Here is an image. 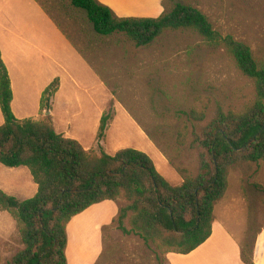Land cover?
Here are the masks:
<instances>
[{
    "label": "trees",
    "instance_id": "obj_1",
    "mask_svg": "<svg viewBox=\"0 0 264 264\" xmlns=\"http://www.w3.org/2000/svg\"><path fill=\"white\" fill-rule=\"evenodd\" d=\"M35 1L43 9L41 1ZM68 2L85 13L96 34L122 33L137 47L151 44L168 30H194L210 48L224 51L234 61L237 70L252 82L253 97L241 108L224 111L217 106L205 122L207 102L185 113L188 121L182 123L176 140L184 145L189 131L188 147L196 153L197 173L191 176L180 169L182 182L172 185L143 151L125 147L114 154L96 153L57 133L50 112L58 78L42 92L39 119H17L11 107L10 77L0 55L4 119L0 164L26 167L37 187L24 200L0 190V210L14 220L22 245L5 264H67L71 219L94 204L117 198L126 201L116 218L124 234L134 233L161 253L188 254L210 237L215 205L227 192L230 170L235 167L247 176L255 164L264 163V49L253 52L247 44L221 34L206 15L178 0H162L164 11L155 18L118 17L98 0ZM112 119L111 112H102L98 145ZM126 220L130 228H126ZM257 234L248 254L245 245L240 248L244 264H253Z\"/></svg>",
    "mask_w": 264,
    "mask_h": 264
},
{
    "label": "rangeland",
    "instance_id": "obj_2",
    "mask_svg": "<svg viewBox=\"0 0 264 264\" xmlns=\"http://www.w3.org/2000/svg\"><path fill=\"white\" fill-rule=\"evenodd\" d=\"M40 1L43 11L70 43L66 75L61 72L63 90L54 104L58 122L69 116L76 127L98 106L102 112L113 114L100 145L95 135L81 129L84 143L92 145L96 153L103 150L114 154L125 147L143 151L172 185L182 182L180 169L195 176L197 156L188 147L189 131L182 146L177 144V133L188 121L185 113L200 102L208 103L205 122L217 106L227 111L241 108L252 99L253 84L237 70L234 61L224 51L210 48L192 29L168 30L151 44L137 47L122 33L96 34L85 13L71 7L68 0ZM178 1L198 9L215 30L247 44L253 52L264 49V0ZM11 170L0 164V189L12 187L14 194L10 195L19 200L32 197L36 185L28 169ZM261 188L263 162L255 164L247 176L233 167L227 192L214 209V219L221 220L228 238L238 240V229L244 227L239 245H245L247 254L264 224ZM111 204L95 206L88 214L71 219L68 264H170L167 254L151 242L134 233L124 234L114 217L108 220L112 208L116 206L118 213L126 201L117 198ZM89 220H93L91 226ZM125 226L130 228L127 220ZM216 236L209 243L207 257L202 256L214 264L228 255ZM21 248L14 220L0 210V264Z\"/></svg>",
    "mask_w": 264,
    "mask_h": 264
},
{
    "label": "crops",
    "instance_id": "obj_3",
    "mask_svg": "<svg viewBox=\"0 0 264 264\" xmlns=\"http://www.w3.org/2000/svg\"><path fill=\"white\" fill-rule=\"evenodd\" d=\"M98 1L108 6L118 17L155 18L164 10L162 0ZM70 53L68 39L54 25L35 0H0V55L6 65L11 81L13 93L11 107L14 116L17 119L31 118L38 120L40 117L39 109L42 92L55 78H58L59 88L52 98V110L50 112L54 129L57 133H61L65 137L77 140L85 149H91L92 145L84 143L85 141L81 131H89L92 135H95L94 140L96 139V133L102 115L101 108L97 106L96 111H93L92 115L88 114L86 118L80 119L76 127L73 126V120L69 116L68 118L66 116L65 121L59 123L54 112L55 100L61 96L63 90L64 80L61 72L63 71L66 75L64 70L68 68ZM69 79L73 81L72 76ZM3 122L4 119L0 110V125ZM20 167H12L10 169H12L11 171H15V169H19ZM0 190L9 195L14 194V189L10 186L1 188ZM36 190L34 191L36 192ZM103 202L90 206L80 214H88L95 206L103 207L112 205L111 200ZM115 207L112 208V213H110L112 215L108 220H111L113 217L116 219L118 213H116ZM104 210L105 208H103ZM104 214H108V217L110 216L107 211ZM104 214L101 216H104ZM91 217L89 216L88 218L90 219ZM89 221L91 226L93 220ZM220 221L213 219L210 237L192 252L188 254L168 253L167 259L169 263L214 264V262H207V259L202 256L206 255L207 257L209 243L217 234L216 237L222 240L221 246L226 249L228 255L226 258L221 259V263L217 261L216 264H244L241 260L239 245V239L244 227L241 226L238 229V240L232 239L226 236ZM105 222L110 223L111 221ZM71 223L72 221L68 223L67 229H69L68 227ZM99 224L102 225L103 223ZM89 229L91 230V227ZM66 249L68 264L69 241L67 242ZM194 261L195 263H192ZM252 262L253 264H264V224L255 239Z\"/></svg>",
    "mask_w": 264,
    "mask_h": 264
}]
</instances>
